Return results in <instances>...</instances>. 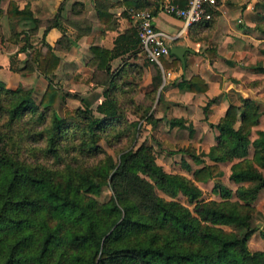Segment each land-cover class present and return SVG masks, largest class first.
<instances>
[{
	"label": "rangeland",
	"instance_id": "374dc122",
	"mask_svg": "<svg viewBox=\"0 0 264 264\" xmlns=\"http://www.w3.org/2000/svg\"><path fill=\"white\" fill-rule=\"evenodd\" d=\"M27 28V36H21L20 39L6 37L12 29L9 25L5 29L7 32L0 33V53L11 51L6 58L0 54V61L3 58L9 62L5 66L0 65L3 67L0 69V81L3 84L0 86V153L6 151L35 169L41 168L53 181L66 182L69 177L79 181L83 175L93 178L97 173H106L108 183L101 186L98 193L85 192L84 195L94 199L97 205L112 201L126 205L133 216H142L148 222L154 223L153 213L145 206L146 202L131 189L130 178L127 181L121 178L112 179L113 168L110 165L118 162L122 151L136 150L143 146L146 153L167 172L193 180L194 169L203 162L213 160L216 150L212 148L217 145L218 131L214 129L191 132L189 128H172L168 121L164 124L162 118H157L167 108L163 103L164 70L157 62L148 59L141 48L128 59L116 60L113 70H98L94 61L85 65L87 57H82L79 62L61 63L53 74L45 76L30 59L32 48H41L44 43L42 26L31 20L18 21L13 30ZM260 35L263 36L264 31ZM22 45L27 47V51L23 58H18ZM263 49L264 41H259L256 54L251 56L253 62L247 65L256 72L251 83L261 111L259 123L252 127L251 139L257 136L256 129L264 128V70L260 69L264 67ZM158 77L160 81L157 80ZM50 80L55 84L57 94L52 105L45 107L40 100ZM7 89L19 90L13 94L7 92ZM21 94L28 95L30 107L23 108L15 117H11L9 109L18 102ZM107 96L116 101L118 120L108 126L103 123L102 126L94 128L100 136L97 150L81 149L78 145L87 137L85 131H89V125L95 117L103 116L97 105ZM203 106L200 103L199 109L195 107L198 109L194 112L197 126L208 121L205 119L207 112ZM51 132L55 135L53 141ZM192 152L198 159L191 156ZM231 164L230 161L220 163V175L206 182H195L201 191L197 200L216 201L246 214L251 226L256 227L249 236L247 245L252 251L259 250L264 253V187L253 198L238 197V188L248 183H237L230 179ZM257 168L264 174L263 167L258 165ZM135 172L147 182V188L152 195L196 215L195 201L190 202L181 192L170 196L157 188L148 175ZM217 183L229 187L232 194L226 196L219 189L215 191L214 185ZM26 215L31 217V222L24 228L8 227L0 231L3 243L8 246L14 241L22 240V260L19 264H29L24 262L27 259L26 254L38 246L44 232L43 221L55 227L57 233L62 235L51 248L49 259L63 264H77L73 257L76 249L64 240V232L68 228L77 229L74 224L54 218L44 209L30 211ZM115 217L116 215H112L107 221ZM206 223L211 225L210 222ZM215 227L225 231L236 230L232 224H215ZM152 234H156L157 241L169 240L180 248L193 244L190 240L188 242L187 239L176 236L170 228L156 224L130 237L132 240L147 239Z\"/></svg>",
	"mask_w": 264,
	"mask_h": 264
},
{
	"label": "trees",
	"instance_id": "16d2710c",
	"mask_svg": "<svg viewBox=\"0 0 264 264\" xmlns=\"http://www.w3.org/2000/svg\"><path fill=\"white\" fill-rule=\"evenodd\" d=\"M22 12L25 11L23 9L16 11ZM20 50L27 51V47L22 45ZM126 50H131L134 54L140 50L138 36L121 52ZM93 51L97 57V67L104 71L111 70L109 60L111 56L118 54V50L111 54L109 49L95 46ZM170 55L174 56L171 61L162 59L164 67L181 62L175 54L170 52ZM30 59L35 62L42 74L50 76L56 70L60 57L53 50L47 49L43 52L36 46L31 50ZM176 84L180 88L194 92H204L208 87L207 82L197 74L183 78ZM0 86H3L1 81ZM18 90L6 91L15 94ZM56 94L55 84L50 80L40 100L41 105L45 107L52 105ZM17 101L9 109L11 117L19 114L23 108L30 107L27 94H21ZM242 101L238 118L237 106L230 104L225 115L216 123L215 126L219 130L216 136L218 143L212 149L216 150L213 158L216 161L235 159L231 164L229 176L237 183H248L237 190L238 197L246 199L255 197L264 187V174L257 168L258 165L264 168V130L257 129V136L250 138L251 129L258 123L261 111L257 100L242 98ZM97 109L103 116L93 119L89 131H85L87 137L78 145L81 149L97 150L100 136L94 128L102 126L103 123L108 126L118 120L119 110L115 99L107 96L97 105ZM237 120L238 124L235 126ZM169 125L186 127L184 119L178 117L170 118ZM189 131L192 132L191 126ZM54 136L53 133L52 141ZM191 156L198 159L193 152ZM110 166L113 168L112 179L121 178L127 181L130 178L131 189L140 194L141 200L146 202L145 206L153 213L154 223L148 222L145 217L133 216L126 205H119L114 201L97 205L94 199L84 195L85 192L98 193L101 186L108 183L106 173H97L93 178L83 175L79 181L73 177H69L66 182L53 181L41 168L35 169L12 154L2 151L0 231L8 227L24 228L31 222V217L26 215L27 212L44 209L50 216L77 227L68 228L64 232V240L76 249L73 257L77 264H264V253L259 250L252 251L247 245V240L256 227L251 226L246 214L235 207L216 201L197 200L201 191L195 182H206L220 175L222 170L217 162L204 163L196 167L192 173V180L167 172L146 153L143 146H140L136 150L122 151L118 162H113ZM135 171L148 175L155 186L164 193L175 196L181 192L190 202L195 201L196 215L152 195L147 188V182ZM218 189L226 196L232 194L231 189L221 183L214 185V190L219 191ZM112 215L116 217L107 221ZM206 222H210L211 225ZM42 224L44 232L38 246L26 254L27 259L24 262L63 264L49 259L51 248L62 235L47 222L43 221ZM154 224L170 228L176 236L190 240L193 244L180 248L171 244L169 240L157 241L156 234L147 239H131L130 236H135ZM215 224H232L236 230L225 231L215 227ZM2 239L0 236V264H19L22 260V240L14 241L8 246Z\"/></svg>",
	"mask_w": 264,
	"mask_h": 264
},
{
	"label": "crops",
	"instance_id": "0c3cea01",
	"mask_svg": "<svg viewBox=\"0 0 264 264\" xmlns=\"http://www.w3.org/2000/svg\"><path fill=\"white\" fill-rule=\"evenodd\" d=\"M185 3L186 0H0V33L7 32L5 29L9 25L12 29L6 37L20 39L27 36L29 28L16 31L13 30L14 25L18 21L31 20L42 26L44 43L41 51H55L60 57L58 66L87 57L85 65L94 61L96 68L104 71L96 65L93 47L97 46L109 49L111 54L118 50V54L109 60L113 70L116 60L134 55L131 50L121 52L138 36L134 12L149 10L154 15V26L165 35L170 49L174 46L189 48L184 52V60L177 56L181 61L179 64L162 65V59L171 61L174 58L170 53L155 61L164 70L163 103L167 107L166 115L161 113L157 118H162L164 124L165 121L169 123L170 118L184 119L186 127L174 125L172 128L177 126L188 130L191 126L192 131H219L215 125L230 104L237 106L238 118L242 98L258 101L251 83L256 72L247 65L253 62L251 56L256 54L259 41H264V35H260L264 31V0H217L218 9L208 24L195 23L183 28V21L168 11L167 6H182ZM22 9L24 13H16ZM10 52L0 54L6 58ZM23 56L25 51L20 50L17 57ZM7 62L2 58L0 65L5 66ZM260 69L264 70V67ZM194 74L207 82L204 92L177 86V81ZM200 103L204 104L207 112L205 119H208L200 125L201 129L194 117ZM237 124L238 120L235 126ZM233 161L235 159L230 162ZM214 162L220 164L227 161L213 159L202 164Z\"/></svg>",
	"mask_w": 264,
	"mask_h": 264
},
{
	"label": "built area",
	"instance_id": "2783aa9c",
	"mask_svg": "<svg viewBox=\"0 0 264 264\" xmlns=\"http://www.w3.org/2000/svg\"><path fill=\"white\" fill-rule=\"evenodd\" d=\"M216 9L217 0H186L182 6L176 4L167 6L168 11L183 21V28L210 20ZM134 17L137 20L139 45L146 57L158 61L161 57L169 55L170 46L165 35L154 26L153 13L149 10H137Z\"/></svg>",
	"mask_w": 264,
	"mask_h": 264
},
{
	"label": "water",
	"instance_id": "95a60500",
	"mask_svg": "<svg viewBox=\"0 0 264 264\" xmlns=\"http://www.w3.org/2000/svg\"><path fill=\"white\" fill-rule=\"evenodd\" d=\"M188 49L189 48L186 46H174V47H171L170 51L171 53L178 56L180 59L184 60V52L185 50H188Z\"/></svg>",
	"mask_w": 264,
	"mask_h": 264
}]
</instances>
